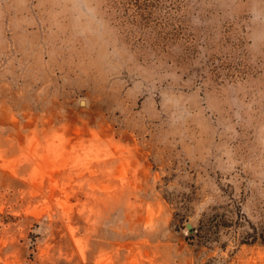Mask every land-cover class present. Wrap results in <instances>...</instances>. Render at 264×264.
I'll list each match as a JSON object with an SVG mask.
<instances>
[{"label":"rangeland","instance_id":"obj_1","mask_svg":"<svg viewBox=\"0 0 264 264\" xmlns=\"http://www.w3.org/2000/svg\"><path fill=\"white\" fill-rule=\"evenodd\" d=\"M87 6L0 0V264H264V2Z\"/></svg>","mask_w":264,"mask_h":264},{"label":"clouds","instance_id":"obj_2","mask_svg":"<svg viewBox=\"0 0 264 264\" xmlns=\"http://www.w3.org/2000/svg\"><path fill=\"white\" fill-rule=\"evenodd\" d=\"M57 2H63V3H74L75 4V10L77 12V20L81 19H89L94 18L95 16V10L89 6H87V0H57ZM261 2H264V0H261ZM253 14V21L261 20L262 17H264V10H257L256 8H253L252 10ZM258 39L264 40V31H262L258 37ZM255 45V41L253 42Z\"/></svg>","mask_w":264,"mask_h":264},{"label":"water","instance_id":"obj_3","mask_svg":"<svg viewBox=\"0 0 264 264\" xmlns=\"http://www.w3.org/2000/svg\"><path fill=\"white\" fill-rule=\"evenodd\" d=\"M188 227H189V228H192V223L189 222V223H188Z\"/></svg>","mask_w":264,"mask_h":264},{"label":"bare ground","instance_id":"obj_4","mask_svg":"<svg viewBox=\"0 0 264 264\" xmlns=\"http://www.w3.org/2000/svg\"><path fill=\"white\" fill-rule=\"evenodd\" d=\"M82 103H85V104H86V99H83V100H82Z\"/></svg>","mask_w":264,"mask_h":264},{"label":"trees","instance_id":"obj_5","mask_svg":"<svg viewBox=\"0 0 264 264\" xmlns=\"http://www.w3.org/2000/svg\"><path fill=\"white\" fill-rule=\"evenodd\" d=\"M255 237H258V236H255Z\"/></svg>","mask_w":264,"mask_h":264}]
</instances>
